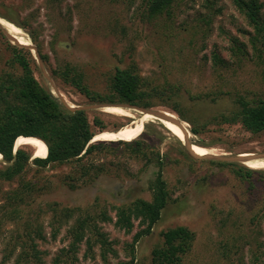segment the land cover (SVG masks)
I'll return each mask as SVG.
<instances>
[{
    "label": "rangeland",
    "instance_id": "obj_1",
    "mask_svg": "<svg viewBox=\"0 0 264 264\" xmlns=\"http://www.w3.org/2000/svg\"><path fill=\"white\" fill-rule=\"evenodd\" d=\"M0 24L3 35L0 36V70L12 60V46L25 45L32 59L34 77L66 108L96 104L58 79L54 74L58 68L67 64L74 66L87 84L101 89L116 69L134 66L142 77L161 75L178 80L183 114H192L200 120L231 108V100L189 108V100L215 92L222 84L215 75L211 76L213 73L205 58L216 52L235 62L230 48L234 43L247 44L252 31L231 0H177L170 15L163 14L157 19L147 17L145 0H0ZM233 69L224 75L232 93L251 100L264 99L260 71L250 58L243 59ZM109 109L118 108L85 111L90 124L98 118L106 126L97 135L114 133L118 126H128L141 116L131 109H118L120 114ZM146 109L173 115L185 129L184 142L163 123L151 118L142 124L139 132L148 146L147 157L132 161L108 154L96 156L95 164H105L106 173L91 185L75 191L60 183V178L71 172V164L46 169L43 175L52 189L42 204L57 203L59 208L74 210L75 217L106 212L114 221L115 208L136 199L150 201L148 186L159 171L157 162L161 161L168 202L151 234L135 244L133 264H150L151 251L162 244L161 234L176 227H186L195 235L192 248L181 264H264V160L241 164L193 159L183 145L186 141L214 156L264 154V133L253 135L240 125H222L211 127L199 138L169 108ZM123 112L128 116L121 115ZM23 149L33 153L31 147ZM249 163L261 165L253 168ZM233 168H246L255 174L250 179H241L234 175ZM49 220L48 216L41 219L45 240L36 241L41 264H53L60 251L67 250L68 229L74 221L63 226L52 239L53 227ZM99 227L113 242L117 255L110 256L107 263L98 256L89 260L84 257L82 244L75 264L130 262V245L141 230L138 223L134 222L130 234L116 229L113 223H99ZM21 229L11 225L1 229L0 264H13L14 256L8 263H3V256L7 246L9 250L14 243L12 235L21 234ZM19 249L17 244L16 252Z\"/></svg>",
    "mask_w": 264,
    "mask_h": 264
},
{
    "label": "trees",
    "instance_id": "obj_2",
    "mask_svg": "<svg viewBox=\"0 0 264 264\" xmlns=\"http://www.w3.org/2000/svg\"><path fill=\"white\" fill-rule=\"evenodd\" d=\"M176 1L145 0L147 17L157 19L163 14L170 15ZM231 2L252 30L247 44L234 43L230 48L231 57H236L235 62L222 58L216 52L205 58L210 64L211 76L215 75L222 84L215 92L199 94L189 100L190 109L231 100V108L226 112L202 120L192 114L184 115L180 100L181 84L178 80L161 75L142 77L134 66L116 69L101 89L92 88L85 82L84 76L68 64L58 68L54 74L90 103L108 106L126 104L145 109L169 108L190 126L189 131L195 137L200 138L211 127L222 125H240L253 135L264 133V99L251 100L237 92L232 93L224 77L227 72L234 71L233 66H240L243 59L250 58L259 69L264 86V0ZM0 36H3L1 31ZM18 44L23 45L22 42ZM24 47L12 46V60L4 63V68L0 70V155L6 163L0 164V231L6 225L22 228L21 234L17 232L12 235L11 241L14 243L9 250L7 246L3 263L10 262L14 256L13 264H41V252L37 250L36 241L45 240L40 221L48 216L50 226L53 227L52 239L74 219L68 229L69 247L60 251L53 264H75L82 244L85 245L86 259L94 260L98 256L103 263H107L110 256L115 257L117 253L99 223H113L116 229L130 234L134 222H137L141 230L133 237L130 245L131 261L127 263L133 264L135 244L151 234L168 202L169 192L162 178V162H157L159 171L148 186L150 201L136 199L115 208L114 221L106 212L75 217L74 210L59 208L57 203L42 204V199L52 189L49 180L43 175L46 169L71 164V172L62 176L60 183L68 190L75 191L91 185L106 173L105 164H95L96 156L108 154L114 158L140 161L147 157L148 146L142 134L127 141L91 143L97 133L107 129L102 120L94 118L90 124L84 110L64 107L42 87L33 75L30 52ZM171 103L178 105L171 107ZM120 128L121 125L113 131ZM145 128L148 129L147 126ZM19 137L35 138L43 142L47 148L46 157L33 158V153L23 148L14 153V144ZM232 172L241 179H250L255 174L246 168H233ZM161 236L162 244L151 251L150 264H181L192 248L194 233L186 227H176L166 230ZM17 244L20 247L18 252Z\"/></svg>",
    "mask_w": 264,
    "mask_h": 264
},
{
    "label": "bare ground",
    "instance_id": "obj_3",
    "mask_svg": "<svg viewBox=\"0 0 264 264\" xmlns=\"http://www.w3.org/2000/svg\"><path fill=\"white\" fill-rule=\"evenodd\" d=\"M110 112L118 113L120 114L118 109H109ZM121 115L128 116L127 113L123 112ZM130 115V114H129ZM152 117L148 115L139 116V118L135 119L130 125L124 126L120 130H117L114 132V134L110 135H97L92 140L91 143H96L100 141H108V142H117V141H126L131 140L139 136L140 128L143 123H146L147 121L151 120ZM177 138L180 142H184V138L186 137V132L182 128H178L175 125H172L170 123L162 122ZM179 136V137H178ZM186 142V141H185ZM25 146L31 147L33 149V158H45L47 155V148L45 144L38 139L35 138H25V137H19L15 141L14 150L15 152L18 149H21ZM192 148L190 149L191 152L195 155L199 156H206L208 152L204 150L201 147H197L194 145H191ZM243 156V155H242ZM243 157H246L245 155ZM264 160V159H263ZM0 163H4L1 155H0ZM249 166L256 168L260 166L261 164L258 163H249Z\"/></svg>",
    "mask_w": 264,
    "mask_h": 264
},
{
    "label": "water",
    "instance_id": "obj_4",
    "mask_svg": "<svg viewBox=\"0 0 264 264\" xmlns=\"http://www.w3.org/2000/svg\"><path fill=\"white\" fill-rule=\"evenodd\" d=\"M9 38L14 39V41H16L17 43V40L13 36L9 35ZM106 108L131 109V110L137 111L142 116L148 115L158 120L160 123L162 122L170 123L172 125L177 126L180 129L182 128L183 130H185L183 126L181 125V123L177 121L173 115H171L170 113L164 112V111L157 110V109H144V108H140L137 106H131V105H120V106H115V107H109V106L100 105V104L86 106V107L69 108V109H81V110L87 111V110H99V109H106ZM183 145L187 151V154L193 159L206 158V159H212V160L221 161V162H229V163L236 162V163H241V164H244L252 160L264 159V154H256V155L249 154L250 156H246V157H243L242 154L236 155V156H214L211 154L206 155V156H197L191 152L190 150L192 148L191 145H188V143L186 142ZM13 151L15 153V150Z\"/></svg>",
    "mask_w": 264,
    "mask_h": 264
}]
</instances>
